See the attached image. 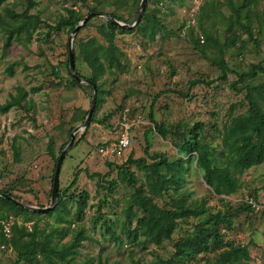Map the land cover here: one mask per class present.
I'll use <instances>...</instances> for the list:
<instances>
[{
  "label": "rangeland",
  "instance_id": "374dc122",
  "mask_svg": "<svg viewBox=\"0 0 264 264\" xmlns=\"http://www.w3.org/2000/svg\"><path fill=\"white\" fill-rule=\"evenodd\" d=\"M208 1H213V4L208 17L201 22L218 42L217 46L224 45L231 35L238 36L236 43L223 51L228 66L237 71L229 72L226 80L218 78L221 70L212 63L220 55L217 46H202L201 43L202 49L195 47L194 39L200 40L203 35L198 28L197 15L200 16V12H191L194 0H147L144 12L153 13L163 25V28L156 29L153 36H150V27L145 32L140 29L131 32L107 29L103 17L92 19L75 35L73 43L80 74H88L89 68L82 60L79 47L87 45L91 37L101 41L109 53L119 55L126 68L114 74L106 73L101 78L104 100L92 119L104 118L105 122H90L81 138L85 129L77 132L76 140L65 153L61 164V191L78 171V179L67 193L85 190L89 194L82 218L73 220L69 225L61 224L69 227L63 241L74 237L77 229H83L87 236L79 247L76 264H82L85 259H101L108 264L115 261L130 264L135 259L141 264H162L161 260L169 259L174 241L185 233L186 228L189 230L194 221L179 226L172 238L164 240L158 247L142 237L139 238L140 244L129 243L124 231L127 219L123 208L131 188L118 178L117 166L129 155L132 158L146 157V146L152 155H176L174 142L179 139V134L172 131H182L185 126L192 127L197 121L204 124L205 138L218 147L219 131L227 125L231 116L247 108L246 90H243L246 83L250 86L264 85V71H258L246 81L238 80V74L252 64L260 63L264 67V29L258 31L257 26V20L263 22L264 0H258L256 5L240 12L241 22L245 21L247 14L250 16L251 32L239 23L233 22L227 26L228 17H234L232 7L238 6L242 0ZM201 2H197L199 6ZM139 3L140 0H86L85 3L80 0H36L30 13H37L44 23L54 26L66 14V8L73 7L86 15L88 7L95 5L99 11L106 14L114 12L129 23ZM25 5V0H6L0 3V15L5 17L4 7L19 13ZM6 19L10 20L9 17ZM186 20L193 29L192 35L183 27ZM69 35L66 28L55 30L41 24L29 40L22 36V42L14 40L3 53L7 34L0 29V102L3 103L10 93H14L17 85L29 91L32 87H38L35 92H29L22 108L0 113V189H10L26 204L49 205L54 160L47 151L48 141L53 140L54 152L58 154L60 146L70 140L68 128L81 124L86 116L83 112L88 111L90 106L92 90L85 83L72 85L70 82L67 66ZM10 63H14L12 75L5 71ZM193 79H203L204 82L188 90L189 82ZM208 81L212 82L208 84ZM232 83H235V87ZM185 93L187 96H183ZM259 102L264 106L263 99H259ZM122 107L132 109V115H141V122L132 131L129 148L119 155L107 156L100 152V148L117 135ZM150 113L158 124L170 129L165 137L153 127ZM147 160L150 161L149 158ZM127 167L138 185L143 180L142 171L136 164ZM86 171L99 173L100 176L89 177ZM112 180L115 183L108 188V182ZM240 181L241 188L236 193L220 198L210 191L194 162L189 161L187 189L193 198H205L213 210L224 209L226 203L236 207L250 195L264 205V163L246 170ZM155 201L165 205L167 200L155 197ZM66 204L69 213L64 214L73 218L75 202L67 199ZM13 212L14 219L18 223L24 221L28 227L36 222L40 230H47L57 224L56 212L40 217L17 213L16 208H13ZM232 222L233 228L225 231V238L248 245L251 263L257 264L255 258L260 256L263 259L261 264H264V213L260 210L241 211ZM106 224L115 231L119 240L109 239ZM134 226L142 231L144 219L133 218ZM15 258L14 250L0 245V264H14ZM185 264H202V261H186Z\"/></svg>",
  "mask_w": 264,
  "mask_h": 264
},
{
  "label": "trees",
  "instance_id": "16d2710c",
  "mask_svg": "<svg viewBox=\"0 0 264 264\" xmlns=\"http://www.w3.org/2000/svg\"><path fill=\"white\" fill-rule=\"evenodd\" d=\"M6 0H0V3ZM26 5L23 11L16 13L9 7H4L5 17L0 15V29L5 31L7 38L3 43L2 51L5 53L11 46L14 40L22 42L23 39L29 40L36 29L44 24L47 28L59 30L66 28L69 32L77 25V23L85 15L79 10L69 7L66 8V14L59 21L51 26L44 23L37 13H30V9L36 4V0H25ZM85 3L86 0H80ZM181 1V0H180ZM99 2V1H98ZM258 0H242V2L232 7L234 17H228V25L233 22L239 23L248 32H251V19L247 14L244 22L239 20L240 12L245 8L248 9L251 5H256ZM160 3V2H159ZM213 1L202 0L198 7V28L203 35L194 39L196 48L202 46H217V41L203 27L201 20L208 17V12ZM99 11L97 6H89L88 12ZM101 12V11H100ZM103 13V12H102ZM109 15L118 20L127 22L126 19L120 17L114 12H109ZM6 19V18H8ZM86 22L87 25L92 19ZM105 26L110 30L133 31L140 29L143 32L150 27V36L155 34L157 28H163L161 21L151 12H144L141 20L131 29L122 28L115 24L104 20ZM258 31L264 29V11L263 22L257 20ZM84 25V26H85ZM187 26V20L183 21V27ZM190 28V29H189ZM189 34H193V29L190 25L186 27ZM79 32V31H78ZM23 36V39L21 38ZM238 36L231 35L226 39L224 45L217 46L220 53L219 57L213 60V64L221 70L219 79L226 80L229 72H237L231 69L223 57L225 48L236 43ZM201 43L203 45L201 46ZM74 65L77 75L88 79L85 83L91 90L92 85L96 87V104L94 112L104 100L102 97L101 78L104 74H114L118 70H126L119 59V55L109 53L105 45L95 37H91L87 45L79 47L82 60L89 68L88 74H80L77 70V50L73 43ZM68 66V59H67ZM14 63L6 66V73L12 75ZM258 71H264L261 64H252L249 69L238 74V80L242 81L246 78H253ZM246 81V80H245ZM70 82L72 85H80V83L72 77L70 73ZM204 82L203 79H193L189 82V89L196 84ZM208 81L207 83H211ZM235 87V83H232ZM38 87H32L30 91L35 92ZM243 90L245 92V100L247 108L244 112L231 116L227 125L219 131L220 141L215 146L211 141L207 140L204 135V124L197 121L192 127L185 126L182 131H172L174 134H179V139L174 142L177 149V154L166 156L163 153L149 154L148 147L144 148L146 157L132 158L129 155L126 160L118 165L117 176L123 180L127 186L131 188V192L127 204L123 208V214L127 219L125 231L126 239L131 244H140L139 238L142 237L145 241L160 246L164 240L172 238L174 231L183 224H188L194 221L192 227L185 233L180 235L173 243V252L171 257L166 260H161L162 264H185L186 261H202V264H252L249 246L242 243H235L233 240L225 238V231L233 228L232 220L236 218L241 211H253L254 209L247 204L244 199L236 207H231L228 203L224 209L213 210L207 204L205 198L196 199L192 197L191 191L186 186V174L189 171V161H193L195 167L200 172L203 181L208 185L210 191L222 198L236 193L241 188L240 177L246 170L251 167L264 163V106L260 104L259 99L264 100V85L250 86L246 83ZM23 86H15V92L10 93L8 98L1 103L0 113H6L12 108H22L23 102L28 98L30 92ZM187 96V94H183ZM123 107L121 108L122 111ZM129 113H133L129 109ZM84 116L87 111L83 112ZM83 116V117H84ZM153 122V127L162 136L165 137L170 129L165 128L162 124H158L153 115H149ZM92 119V118H91ZM91 122L104 123L105 119L95 120L93 117ZM74 125L68 128V135ZM88 127L84 130L83 137ZM65 141L59 148L58 154L54 152V142L52 139L48 141L47 151L54 160L52 168L53 174L60 151L66 145ZM15 150V145L12 144ZM15 155L17 152L14 153ZM65 156V155H64ZM129 164H136L139 170L143 173V180L139 181L132 175V171L127 167ZM89 177L100 176L99 173H89ZM78 179V171H75L69 185L62 191L58 189V203L47 212H33L14 204L11 200L0 197V245L9 247L16 252L14 264H76L77 256L79 255V247L82 241L87 238L83 229H77L74 232V237L67 241L63 239L69 232V227L61 225L71 224L73 220H80L84 213V209L88 205L89 194L82 190L78 193L70 192ZM51 178V188H52ZM115 181L108 182V188H111ZM0 192L7 193L15 199L21 201L20 197L13 194L10 189L1 188ZM51 193V189H50ZM155 197L163 198L165 205L155 201ZM255 199L254 195H250ZM75 202V212L72 217H67L64 213H69L66 207V200ZM256 200V199H255ZM22 202V201H21ZM30 204V203H29ZM43 206V205H38ZM13 208H16L17 213L34 216H50L55 212L57 224L49 229L40 230L38 224L34 222L30 227L25 225V222L18 223L14 218ZM139 212V214H137ZM16 213V212H15ZM13 217V222L10 226L11 236L9 238L4 235L3 221L8 217ZM137 217L144 219V229L138 231L137 226L132 227L133 218ZM27 218V217H26ZM105 230L109 234L110 240H119V236L115 234L108 224L105 225ZM82 264H108L101 259L94 261L93 259H85ZM111 264H119L117 261ZM130 264H141L138 259L132 260Z\"/></svg>",
  "mask_w": 264,
  "mask_h": 264
},
{
  "label": "water",
  "instance_id": "95a60500",
  "mask_svg": "<svg viewBox=\"0 0 264 264\" xmlns=\"http://www.w3.org/2000/svg\"><path fill=\"white\" fill-rule=\"evenodd\" d=\"M146 3H147V0H140L138 10H137L135 16L133 17V19L129 23L122 22V21L116 19L115 17H112L111 15L106 14V13H102L100 11H94V12L92 11V12H88L86 15H84L82 17V19L77 23V25L73 28V30L70 32L69 39H68V53H69L68 68H69V72L71 73L72 77H74L79 83H88L89 82L88 79H85L84 77L76 74L75 65H74V54H73V39H74L75 35L77 34V32L86 24V22L93 17H103L109 23L115 24L119 27L132 28L140 21L142 14L145 10ZM96 98H97L96 87H95V85H92V95H91V100H90V106H89L87 114L84 118V121L81 124L74 126V128L71 130L70 140L66 143V145L63 147V149L60 151L59 157L57 159L55 169H54V174H53L49 205L37 206V205L26 204V203H23V202L15 199L11 195H9L7 193H2V192H0V197L11 200L14 204H16L22 208H25L29 211H33V212L44 213V212H47L49 210H52L57 205L58 198H59V194H58L59 173H60L61 164H62L63 159H64V155L67 152V150L75 142L76 133L79 132L80 130L86 129L88 127V125L90 124L92 114L94 111V107L96 104Z\"/></svg>",
  "mask_w": 264,
  "mask_h": 264
},
{
  "label": "built area",
  "instance_id": "2783aa9c",
  "mask_svg": "<svg viewBox=\"0 0 264 264\" xmlns=\"http://www.w3.org/2000/svg\"><path fill=\"white\" fill-rule=\"evenodd\" d=\"M198 1L201 0H194V6L192 7V13H197L198 10ZM196 7V8H195ZM186 28V27H185ZM141 122V115L139 114H130L129 108L124 107L122 109V114L118 122V133L112 141L107 142L100 148V152L105 155H119L125 149L129 148L132 140V131L136 125ZM244 201L249 204L254 210H260L264 213V205H260L257 200L252 197L247 196ZM13 222V217L10 216L6 219L4 224V235L5 237L9 238L11 236L10 226ZM255 262L257 264H261L263 259L258 256L255 258Z\"/></svg>",
  "mask_w": 264,
  "mask_h": 264
},
{
  "label": "crops",
  "instance_id": "0c3cea01",
  "mask_svg": "<svg viewBox=\"0 0 264 264\" xmlns=\"http://www.w3.org/2000/svg\"><path fill=\"white\" fill-rule=\"evenodd\" d=\"M187 26H188V25H187ZM187 26H186V27H187ZM251 256H252V255H251Z\"/></svg>",
  "mask_w": 264,
  "mask_h": 264
}]
</instances>
